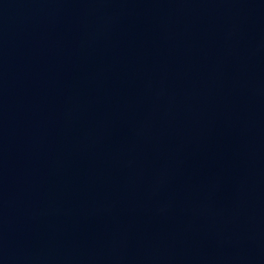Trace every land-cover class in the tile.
Here are the masks:
<instances>
[{"label": "water", "instance_id": "1", "mask_svg": "<svg viewBox=\"0 0 264 264\" xmlns=\"http://www.w3.org/2000/svg\"><path fill=\"white\" fill-rule=\"evenodd\" d=\"M0 264H264V0H0Z\"/></svg>", "mask_w": 264, "mask_h": 264}]
</instances>
